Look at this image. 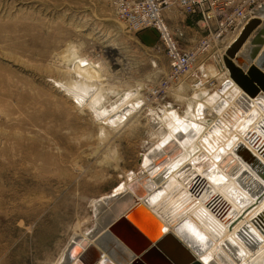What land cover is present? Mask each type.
Masks as SVG:
<instances>
[{
	"label": "rangeland",
	"instance_id": "rangeland-1",
	"mask_svg": "<svg viewBox=\"0 0 264 264\" xmlns=\"http://www.w3.org/2000/svg\"><path fill=\"white\" fill-rule=\"evenodd\" d=\"M179 10L165 20L191 49L217 19L210 14L209 28ZM71 47L102 65L105 105L126 92L143 101L128 124L105 127L107 137L93 112L59 87L75 79ZM212 53L192 69L213 65ZM213 80L207 87L217 89L221 79ZM197 82L190 72L173 75L156 31L120 20L112 0H0V264H53L79 222L92 229V202L153 144L159 127L149 111L186 107L179 96H191Z\"/></svg>",
	"mask_w": 264,
	"mask_h": 264
},
{
	"label": "bare ground",
	"instance_id": "bare-ground-1",
	"mask_svg": "<svg viewBox=\"0 0 264 264\" xmlns=\"http://www.w3.org/2000/svg\"><path fill=\"white\" fill-rule=\"evenodd\" d=\"M249 18L214 64L198 69L220 77L217 89L196 83L191 96H179L186 107L149 111L159 127L152 146L92 202L93 228L79 222L53 264H264V89L248 94L228 67L264 74V0ZM75 52H65L75 79L58 86L93 112L107 137L105 127L128 124L143 101L126 92L105 105L102 65Z\"/></svg>",
	"mask_w": 264,
	"mask_h": 264
},
{
	"label": "built area",
	"instance_id": "built-area-1",
	"mask_svg": "<svg viewBox=\"0 0 264 264\" xmlns=\"http://www.w3.org/2000/svg\"><path fill=\"white\" fill-rule=\"evenodd\" d=\"M261 0H112L117 16L133 29H154L161 44L165 47L170 60V67L177 78L190 72L197 84L214 86L215 80L208 78L202 69L193 70L194 63L205 54L223 49L229 40V34L237 31L238 26L249 22L253 8L260 6ZM262 4V3H261ZM173 8L180 9L187 15H199L202 21L209 22L210 14L217 19L209 33L199 39L194 46L185 48L171 32L165 12ZM180 34L184 35L183 32ZM224 45V46H222ZM196 84V83H195Z\"/></svg>",
	"mask_w": 264,
	"mask_h": 264
},
{
	"label": "water",
	"instance_id": "water-1",
	"mask_svg": "<svg viewBox=\"0 0 264 264\" xmlns=\"http://www.w3.org/2000/svg\"><path fill=\"white\" fill-rule=\"evenodd\" d=\"M261 32H264V29H262ZM236 51H238V50H236ZM256 53H257V51L254 52L253 58L256 56ZM231 57H233V56H231ZM228 67H229V70H230L231 77L248 94L254 96V95L259 93L260 89H264V74L259 69L255 68V67H252V68H250L248 70L247 73H243L242 70L239 67H237L236 65L233 64V62H231V63L229 62ZM250 77H252V79ZM158 240H160V237L154 242H158Z\"/></svg>",
	"mask_w": 264,
	"mask_h": 264
}]
</instances>
